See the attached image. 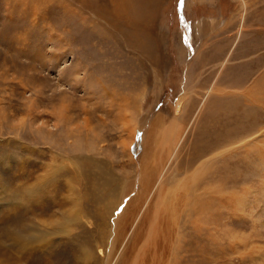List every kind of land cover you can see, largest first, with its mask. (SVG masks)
<instances>
[{"label":"rangeland","instance_id":"rangeland-1","mask_svg":"<svg viewBox=\"0 0 264 264\" xmlns=\"http://www.w3.org/2000/svg\"><path fill=\"white\" fill-rule=\"evenodd\" d=\"M194 1L156 3L146 23L150 57L121 41L127 23L107 30L110 0L85 12L73 0H0V264H175L174 255L181 264H264V165H241L245 142L254 152L264 146V123L250 120L264 107L247 94L257 80L264 86V0ZM202 22L210 33H195ZM213 35L220 47L206 52ZM200 75L201 84H191ZM215 83L229 93L227 124L208 122ZM184 100L193 109L177 135L178 156L204 150L212 137L231 138L212 167L227 180H253L229 179L236 207L222 204L207 231L167 235V255L156 243L158 214L183 171L172 172L175 160L162 147L174 143ZM247 126L253 130L241 134ZM148 175H160L154 189ZM114 226L121 234L111 253Z\"/></svg>","mask_w":264,"mask_h":264},{"label":"bare ground","instance_id":"bare-ground-1","mask_svg":"<svg viewBox=\"0 0 264 264\" xmlns=\"http://www.w3.org/2000/svg\"><path fill=\"white\" fill-rule=\"evenodd\" d=\"M73 1H76L77 4H78L77 7H76V8H78V11L85 12L84 11L85 10L84 7L85 8L86 7H89L88 9H90V10L96 9V11H98V8H96V6H98L97 5V0H73ZM111 1H112L111 4L106 2V7H108V11H107L108 13L105 14L104 19H105V22L107 23V26L109 27V29H107V28L106 29L108 31H110V28H113L114 29L115 27L120 26L121 23L122 24L127 23V26L129 27L128 28V32L126 31L127 29H123V28H122V31L119 30L120 33H121V35H122L121 41L124 40L123 42H125L127 44V46L130 47L131 49L138 50V51H140L141 54L144 52L146 54V56L148 55V56L151 57V55H149L150 52H148V50H147V49H149V47L146 45L145 39H147L149 36H152V35H150L149 28L146 25V23H148V19L150 18L151 14L154 12L156 3L159 0H110V2ZM92 6H93V8H92ZM104 13H106V12L104 11ZM65 25H68V24H65ZM90 27H92V26H90ZM90 27H88V28H90ZM94 27H95V25H94ZM142 38H143L144 41L142 40ZM118 42H119V39H118ZM220 50L221 49H218L216 52H220L221 53L222 50L221 51ZM213 53H215V49H214V51L211 54H209V57H212L213 56L214 59H215V61L218 60L219 57H220V54L219 53L213 54ZM202 56H204V55H202ZM199 57L201 59V56H199ZM204 58H206V57H204ZM197 64L199 66V63H197ZM250 71H245L242 74V76H243V77H241L242 79H240V80L245 79V77L248 76V74L250 73ZM222 80H223L224 83L227 82V81H230L231 83H236V80L237 79L236 80L235 79L230 80L227 77L225 79L223 77ZM206 82L207 81H204L203 83H206ZM198 84H201V83H198ZM198 84H197V86H198ZM219 84L218 83L210 84L209 86L207 85L208 88L206 87L207 90L211 87L210 88L211 89V92L208 93V94H211V93L216 94V97H214L216 101L214 103H210L211 106H212V108H215V111H212V112L208 113V117L210 118V120H208L209 124L210 123L211 124L212 123H220L222 118H223L222 119L223 122L226 121L225 124L228 123L227 117H229V116H228L227 110H225L224 108L225 107H228L229 105L226 104L227 103V100L225 101L226 98H223L222 95L227 96V95H229V93L226 94L225 92H223V91H225L224 88L220 89V87H215V86H218ZM261 92L264 93V86L260 85V81L257 80L253 84V86L249 87V90H247V94L248 95H251L252 94L249 97L251 100L250 101L247 100V101H249V102H255V104L257 106L264 107V96L263 97H260V96L256 95V94H259ZM196 96H197V94H196ZM222 99H224V100H222ZM191 102H193V101H191ZM185 106L186 105H185V100H184L183 101V104H181V110H180L181 111V117H180L181 122L178 123L179 127L177 128V133H176L175 138H174V143L171 144L169 141L164 140L163 138L161 139V140H164L166 142V145H164L162 147V148H164V151L163 152L165 154H168L169 161H171L172 159H173V161L175 160L174 161V164H173L175 166L173 167L172 172H173V170H175V172L177 174V173H180V172L183 171L182 172L183 173V177H181V179L179 178V182H178V179H177L176 182H178V183H176L174 185L173 190L176 193L172 196L173 198L171 199V201L169 203L170 204L169 205L170 207L169 208L166 207V212H160L158 214L159 215L160 223L162 224V229L157 234V240L158 241L156 243L161 248L163 247V250H165V252L167 251V248H168V251L169 252H170V250L172 248V245L169 246L170 244H168V239L166 237L167 235H168V238H169V236L170 235H173V233H174V235L176 237V233H179L180 230H183V229L184 230L186 229L188 231V233L189 232L192 233V231H196L195 233H197V231L199 232L202 228L207 231L208 230L207 229L208 228L207 224H209L212 221V220H209L210 217L213 218L214 225L215 226L218 225V222H219L218 219L221 218L220 208H221V205L222 204H223V206L224 205H227L231 209H233L234 207H236V205H237L236 201H238V200L236 198H232V193L231 192H235L234 191V184L230 182V184L228 186L229 179L231 181H233L235 178H237L239 176V179H241V180L242 179L243 180H247V181H248V179H250V181L253 180L252 178H248L246 176H241L240 174H238L237 177H234V175L231 174L232 176L230 175L231 177H229V179L227 180V178H226L227 175L222 170H220L218 167H216L214 165L212 167L211 163L214 160H217V158H219L218 160H221L222 157H223L222 154L219 155L220 152H217L216 153L215 150L218 147H220L227 140H231V138L230 139H225V138L222 139L220 136L212 137V139L210 138V141L206 144L204 150H201L199 152V149H198V151L196 150L195 154H193V155H191L192 152L190 151L187 154V156H183V157H179L178 156V152L176 153L175 150L177 149V141L181 139V135L180 136H177V135L180 133V131L182 130V128H184L182 126L185 125V120L186 119L189 120L191 118V116H192V109H193L192 103L188 107L186 106L187 107L186 110H185ZM204 109H206V108H204ZM219 109H221V111H219ZM241 117H242V115L239 118H241ZM254 118L257 119L256 122H255ZM156 120H153V122L155 121L154 124L157 123ZM250 120H251V124L253 122L258 123V124H261V122L264 123V121H262V120H264V114L263 115L262 114H258L257 117L250 116ZM253 125L254 124H252V126ZM249 126H250V124H249ZM249 126H247L246 128L240 129L241 130L240 131L241 134H244V133H247V132L248 133L251 132L253 129L250 128ZM218 129H220V127ZM151 131L152 130L150 128V130L147 131V136H149V133ZM205 132H206V130H205ZM206 134H207V132H206ZM225 134H226V132H225ZM237 134H238V132H237ZM233 137H235V136H233ZM236 137H238V136H236ZM157 144L158 143H155L152 146L153 151L155 150V148H157V147H155ZM245 144L246 145H244V148H246L247 153L249 154V156H243V158L241 160V165L242 164H244V165L246 164V166H249L250 162L255 163L256 161H259V162L263 163V165H264V146H263V148H256L255 149L256 152H254L253 149L249 147L248 143L245 142ZM158 149H159V147L157 148V150ZM210 149H214V152L213 153H210ZM228 152H229V150H228ZM225 153H227V152H225ZM179 158H183V159L182 160H179ZM235 159H236V157H235ZM195 160H197V162ZM179 161H180L181 167H179V166L176 165ZM167 162H168V160H167ZM155 164L157 166V163H155ZM168 164H170V162H168ZM191 165H193V167L190 169ZM164 169H165V167H164ZM207 169H210V171L208 172V174L206 173V170ZM202 172H204V173L207 174V176H205V179L204 180L200 176V173H202ZM159 174L161 175V173H159ZM160 175H158L155 178V180H153L152 175L151 176L148 175V180H149V184H147L148 185V188L149 187H151V189H154L155 188L157 182L160 179ZM249 176H252V174L250 173ZM263 176H264V171H263ZM156 180H158V181H156ZM183 181H184V183H183ZM225 184L229 188H231L232 191L231 190L230 191L225 190L224 189ZM160 188H162V186ZM224 192H226V193H224ZM151 193L152 192H150V194L147 196L145 202L143 201L144 202L143 203L144 206L147 207V208H149L148 206H149V204H150V202L152 200L149 197V196H151ZM159 193L160 192L157 193V196H158ZM157 199L159 201L160 200V197L159 198L157 197ZM147 216H148L147 213L143 214V220H145V218H147ZM131 220L133 221L134 218L131 217ZM69 221L70 220H66V222L62 224L64 226V228L69 223ZM126 221H125L124 224L128 225L127 224L128 221L127 222ZM129 222H130V220H129ZM63 226L61 227L62 229H63ZM114 227H116V226H114ZM117 232L119 234H117ZM120 234H121L120 233V227H119V230L116 227L114 241H111V245H112L111 246V253H112L113 244H115V242L119 239ZM29 238H31V236ZM30 240L31 241L32 240L37 241L36 238L30 239ZM178 241H179V238H178ZM207 242H208V240L206 241V246H207V244H209ZM174 243H176V241ZM185 243H187V241ZM195 244H196V242H195ZM195 244H194V246H195ZM199 244H201V243H199ZM188 245H185V246H188ZM214 245H215V243H214ZM191 246H193V244ZM177 247H178V245H177ZM172 251L174 252V250H172ZM182 252L183 251H181V253ZM196 252H198V250ZM203 252H204V250H203ZM151 253H152V251H151ZM158 253H159V251H158ZM158 253L156 255H158ZM168 253H167V255H168ZM82 254H83V252H82ZM153 256H154V253H153ZM160 256H161V254H160ZM157 259H158V257H157ZM166 259H168V258H166ZM174 259H175V264H181V261L182 260L180 261V259L179 258H176L175 255H174ZM185 261H187V260H185ZM167 262L168 261H165V264H168ZM187 263H189V262H187ZM184 264H186V263H184ZM190 264H192V263H190Z\"/></svg>","mask_w":264,"mask_h":264},{"label":"crops","instance_id":"crops-1","mask_svg":"<svg viewBox=\"0 0 264 264\" xmlns=\"http://www.w3.org/2000/svg\"><path fill=\"white\" fill-rule=\"evenodd\" d=\"M194 1V0H193ZM194 2H197V1H194ZM198 2L200 3V4H202V5H213V2H212V0H198ZM216 10H219V8L218 9H216ZM210 16V14L208 15V17ZM211 17V16H210ZM202 25H200L198 28H196V31H195V33L196 34H203V33H210L211 32V30H209V29H207V24L205 23V22H202L201 23ZM218 35H213V36H211V39H212V42L211 43H209V42H207V45L209 44L210 46H209V49L208 50H206V52H208L210 49H213V48H215V47H220V41H218V40H216L215 38L217 37ZM202 47H203V45H201V49H202ZM200 48V47H199ZM199 51V49L197 50V52ZM206 62V61H205ZM193 64V63H192ZM192 66V65H191ZM198 69V68H197ZM196 69V70H197ZM203 72V71H202ZM200 74H202L201 72H200ZM203 76L202 75H200L199 76V78H197V81L196 80H193V82L191 83V84H196V83H198L199 82V79H201ZM236 82H240L239 80H236Z\"/></svg>","mask_w":264,"mask_h":264}]
</instances>
